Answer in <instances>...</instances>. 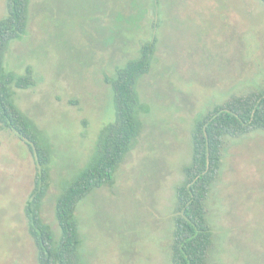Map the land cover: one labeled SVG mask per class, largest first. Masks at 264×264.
Here are the masks:
<instances>
[{
	"label": "rangeland",
	"instance_id": "rangeland-1",
	"mask_svg": "<svg viewBox=\"0 0 264 264\" xmlns=\"http://www.w3.org/2000/svg\"><path fill=\"white\" fill-rule=\"evenodd\" d=\"M144 8V9H143ZM0 0V19L7 15ZM27 33L5 65L36 84L17 103L52 149L43 217L59 234L56 199L94 156L115 118L109 79L157 38L138 85L142 131L112 186L78 209L86 264H173L176 187L192 157L195 121L232 94L264 86L261 0H31ZM207 206L214 234L208 264H264V130L227 137ZM36 160L0 129V264H37L25 203Z\"/></svg>",
	"mask_w": 264,
	"mask_h": 264
},
{
	"label": "trees",
	"instance_id": "trees-1",
	"mask_svg": "<svg viewBox=\"0 0 264 264\" xmlns=\"http://www.w3.org/2000/svg\"><path fill=\"white\" fill-rule=\"evenodd\" d=\"M30 2L7 0V15L0 19V129L14 132L36 160L34 187L24 210L37 248V264H86L81 256L83 237L77 211L92 192L114 184L119 168L140 137L141 114H148L150 107L141 103L138 85L152 68L157 38L146 41L139 55L109 79L115 118L103 128L94 156L56 199L58 234L42 214L52 180V149L35 121L17 103V91L36 84L34 71L26 66L18 73L5 65L10 44L27 33ZM257 130H264V86L232 94L195 121L191 161L184 168V180L176 187L173 264L209 263L215 241L207 200L221 171L226 138Z\"/></svg>",
	"mask_w": 264,
	"mask_h": 264
}]
</instances>
